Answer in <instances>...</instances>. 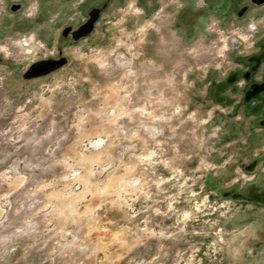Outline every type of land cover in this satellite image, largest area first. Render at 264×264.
<instances>
[{"label": "rangeland", "instance_id": "rangeland-1", "mask_svg": "<svg viewBox=\"0 0 264 264\" xmlns=\"http://www.w3.org/2000/svg\"><path fill=\"white\" fill-rule=\"evenodd\" d=\"M17 1L0 0V264H264V12Z\"/></svg>", "mask_w": 264, "mask_h": 264}, {"label": "crops", "instance_id": "crops-1", "mask_svg": "<svg viewBox=\"0 0 264 264\" xmlns=\"http://www.w3.org/2000/svg\"><path fill=\"white\" fill-rule=\"evenodd\" d=\"M28 1L29 0H21L20 2L17 1V2H14V3L13 2L12 3H9V6H8L9 12L12 13L14 11V9H15L14 7L15 6H18V5L21 6L20 9L22 10L23 7L27 4ZM35 1L37 2V0H35ZM210 1L211 0H208L209 3H210ZM251 1L252 0H220V3H222V6H224L227 10H233V12H235V14L238 11V8H241V7H246V8H244L245 11H248L249 9L250 10H252V9L253 10H259L260 9V11L264 12V0H258L259 1V4H256V5L255 4H252ZM251 5H255V6L252 8ZM37 6H38L37 13H38L40 11L39 4H37ZM21 10H20V12H21ZM197 11H201V10H197ZM259 17H261V16L259 15ZM54 18L55 17H52V19H54ZM255 18L256 17L254 16L252 18V20H254ZM249 23H254V22H249Z\"/></svg>", "mask_w": 264, "mask_h": 264}, {"label": "built area", "instance_id": "built-area-1", "mask_svg": "<svg viewBox=\"0 0 264 264\" xmlns=\"http://www.w3.org/2000/svg\"><path fill=\"white\" fill-rule=\"evenodd\" d=\"M13 1H15V0H13ZM37 9H38L37 2L35 0H31V1L29 0L28 3L22 9V15L24 14L25 17H32V16H34L37 13ZM251 30L252 29H249L248 32H245L243 34V38L239 37V36H237V37L240 38L241 41H249L250 38L252 39V35L250 34ZM232 37L233 36L229 37V39H231ZM225 41L222 44V46L218 48V49H220L219 52H218V49H217L216 56L221 57V58L225 57V53L224 52H226V50H227V46H226Z\"/></svg>", "mask_w": 264, "mask_h": 264}, {"label": "water", "instance_id": "water-1", "mask_svg": "<svg viewBox=\"0 0 264 264\" xmlns=\"http://www.w3.org/2000/svg\"><path fill=\"white\" fill-rule=\"evenodd\" d=\"M96 17H92L91 19H89V21L85 24H83V26L81 27V30L86 32L88 31L91 27L93 22L95 21Z\"/></svg>", "mask_w": 264, "mask_h": 264}]
</instances>
